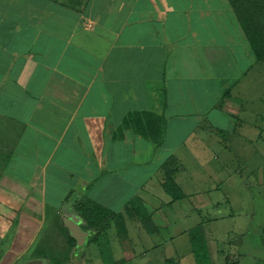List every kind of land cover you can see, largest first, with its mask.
I'll return each mask as SVG.
<instances>
[{
    "label": "crops",
    "instance_id": "1",
    "mask_svg": "<svg viewBox=\"0 0 264 264\" xmlns=\"http://www.w3.org/2000/svg\"><path fill=\"white\" fill-rule=\"evenodd\" d=\"M262 63L231 0H0V264H50L58 216L60 264H239L264 251L262 173L239 177L254 208L242 241L220 247L209 221L235 214L230 196L196 188L182 162L194 153L226 181L214 143L264 152ZM151 113L160 144L140 130ZM170 157L179 199L163 184ZM86 199L111 210L106 225L75 209ZM70 215L87 235L81 260Z\"/></svg>",
    "mask_w": 264,
    "mask_h": 264
},
{
    "label": "rangeland",
    "instance_id": "2",
    "mask_svg": "<svg viewBox=\"0 0 264 264\" xmlns=\"http://www.w3.org/2000/svg\"><path fill=\"white\" fill-rule=\"evenodd\" d=\"M72 2L75 0H71ZM264 69V63H262ZM255 75V74H254ZM260 81H264V74ZM264 83V82H263ZM263 88V86H262ZM264 89V88H263ZM259 89L258 92L262 93L264 95V90ZM259 93V97H260ZM252 94V93H249ZM231 134H228V138L230 139ZM226 138V136H225ZM251 138V137H250ZM233 140L236 142L245 140L244 137L235 136L233 137ZM254 142V140H253ZM255 143V142H254ZM218 145L214 143V148L210 152H208V155H210V159L217 162L223 163L224 161L227 162V170L231 173H233V176L226 181H222L221 177L222 174L216 175L217 172L213 171L211 167H200L196 155L193 153H184L182 154L183 160L182 162L185 163L187 170L185 173L190 174L195 179L200 180L199 186L196 188L206 189L209 190L208 187H214L220 189V191L213 194V196H220L221 194H229V203L226 205L227 208H229V205L234 209L235 214L232 215L230 212L227 214L226 217L218 216L217 218L212 215L213 219L209 221V226L211 225L214 236H212L210 233L208 234L209 241L215 239L216 243L219 244V246H223L224 243H234L239 244L242 240V233L240 232V223L245 220V214L250 212L254 208V204L251 201V194L249 188L244 186V182L240 181L239 177H243V179L253 180L256 181V177L262 173L264 177V152L261 153L256 150V147L251 148L249 151L245 152L244 150H241V146L237 144H233L231 152H225L223 150H219L216 148ZM207 155V154H206ZM197 162V163H196ZM263 168V170H262ZM186 176V175H184ZM185 179L189 178V176L184 177ZM166 177L164 182H166ZM264 181V178H263ZM163 182V184H164ZM196 182V181H195ZM253 185H255L253 183ZM264 187V186H263ZM254 190V188H253ZM158 193H160L158 191ZM255 194V192H253ZM86 206L87 215L91 218V225H95V222L101 221L102 217L104 219V225H106V222L110 221V218H107L109 215H112L110 212V209H107L105 207L100 208V206H96L94 201H88L86 199V202H84ZM78 203L76 204V206ZM71 206V205H69ZM68 206V207H69ZM224 207H222L223 209ZM76 209V207H75ZM241 214V215H240ZM98 217V218H97ZM240 217V218H239ZM97 219V220H96ZM190 219V218H189ZM192 219V218H191ZM49 221V220H48ZM187 222V220H186ZM100 224V222H98ZM85 225V224H84ZM255 225V223H254ZM70 232L68 230V227L66 226L65 222H63V216H58L57 222L52 225V230L48 235L46 236V242L55 243L56 249L52 250L49 248L42 249V252H45L50 254L52 258V262L50 264H60V261L66 257V248L65 246L68 243ZM264 235V233H263ZM252 238V237H251ZM103 242V241H102ZM249 242H251V239H249ZM197 245L200 247L199 242H197ZM45 247L44 244H42V248ZM204 249L200 248V252L202 253ZM232 252L231 249H226V253ZM234 252L237 254L241 253V250L239 249L237 251L234 250ZM248 252V253H247ZM247 253V256L244 257V259L239 260V264H249L254 262L252 259H255L258 256L264 258V251H260L258 249L250 248L243 250V254ZM252 255H248V254ZM54 254V255H53ZM53 255V257H52ZM242 257V256H240ZM221 258H219V261L216 262L218 264L221 261ZM236 260H238V257H236ZM80 262V261H79ZM264 264V260H262Z\"/></svg>",
    "mask_w": 264,
    "mask_h": 264
},
{
    "label": "trees",
    "instance_id": "3",
    "mask_svg": "<svg viewBox=\"0 0 264 264\" xmlns=\"http://www.w3.org/2000/svg\"><path fill=\"white\" fill-rule=\"evenodd\" d=\"M231 3L238 15L242 28L250 38V42L253 45L257 58L259 60H264V0H231ZM148 117L149 120H147V124L142 128L141 125L140 130H142L147 137L154 142L160 144L163 136L162 121L153 113ZM135 121L137 122L139 119L137 118ZM179 168L180 165H178V162L174 157H170L162 167L167 179L166 182H164V188L174 197V199L183 197V192L173 179V173ZM84 206H86L85 203H78L76 210H78L90 224L91 218L87 215Z\"/></svg>",
    "mask_w": 264,
    "mask_h": 264
},
{
    "label": "water",
    "instance_id": "4",
    "mask_svg": "<svg viewBox=\"0 0 264 264\" xmlns=\"http://www.w3.org/2000/svg\"><path fill=\"white\" fill-rule=\"evenodd\" d=\"M68 219L67 224H69L70 229L72 230L73 234L75 235V237L77 238V242H78V250H77V254L79 255V260H81L82 258V252L84 249V246L86 244V232H84L81 227V217L78 215H70L69 217H67ZM26 264H39L38 261H30Z\"/></svg>",
    "mask_w": 264,
    "mask_h": 264
}]
</instances>
